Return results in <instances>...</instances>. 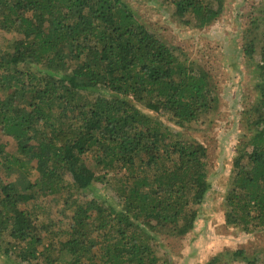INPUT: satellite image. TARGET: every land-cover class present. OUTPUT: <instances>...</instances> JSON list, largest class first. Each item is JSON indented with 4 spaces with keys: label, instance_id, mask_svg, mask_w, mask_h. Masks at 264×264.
<instances>
[{
    "label": "trees",
    "instance_id": "1",
    "mask_svg": "<svg viewBox=\"0 0 264 264\" xmlns=\"http://www.w3.org/2000/svg\"><path fill=\"white\" fill-rule=\"evenodd\" d=\"M154 1L183 41L201 33L217 43L209 31L226 0ZM236 13L234 26L224 22L236 45L223 61L244 78L246 58L257 80L242 91L251 95L233 130L241 136L228 189L216 197L215 139L191 135L220 115L217 82L199 58L207 50L193 56L168 44L123 0H0L3 258L170 264L215 196L249 247L223 249L208 264H264L253 240L264 234V0L251 2L242 26Z\"/></svg>",
    "mask_w": 264,
    "mask_h": 264
},
{
    "label": "rangeland",
    "instance_id": "2",
    "mask_svg": "<svg viewBox=\"0 0 264 264\" xmlns=\"http://www.w3.org/2000/svg\"><path fill=\"white\" fill-rule=\"evenodd\" d=\"M123 1L129 5L136 18L149 26L168 44L182 43L193 56L203 49L207 50L205 55L199 58L202 61L201 63L213 72L217 82L218 94L221 100L220 115L214 120L215 124L205 130V133L198 132L196 135L194 133H191V135L202 137V140H207V143L210 142V138L215 139V144H210L211 172L209 176L215 186L216 197H219L225 189H228L229 176L227 175L229 174L230 162L234 154V148L241 136V133H234L233 130L236 123H241L243 117V115H240L241 111L248 107L247 101H243L242 98L244 94L249 93V90L246 93L242 91L252 83V79L257 80L253 68L248 67V64L245 63L247 59L244 57L239 59L242 62L239 67L244 73V78L239 77L238 73H233L231 68L229 70L226 67L223 55H227L229 46H235L236 43L233 41L232 35L227 33L228 26L224 22H232L234 26L233 22L236 20L234 18L237 17L236 12L239 10L240 13H243L240 18L238 17L242 26V23L246 21L244 14L248 12L251 2L255 5L260 0H226L227 10L222 16V23H217L209 31L210 36L217 43L209 39L208 36L203 38L201 33H192L194 42L183 41L184 34L177 26L178 21L167 14V8H162L159 1ZM235 27H240V24H235ZM220 147L224 149L223 156L225 160H222V153L218 149ZM215 199V196H213V199L211 197L205 202L195 230L185 237L182 249H175L174 253L171 254L170 264H208L223 249L232 250L240 246L249 247L248 237L245 233L226 227L224 213L217 210ZM256 238L253 239L254 245H260L264 249V234ZM1 246L4 247L3 244ZM252 250L256 251V249ZM1 252L0 264H17L13 259L3 258L1 255L3 251Z\"/></svg>",
    "mask_w": 264,
    "mask_h": 264
}]
</instances>
